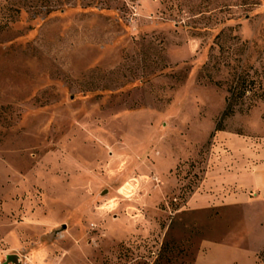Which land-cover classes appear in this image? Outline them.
<instances>
[{"label":"rangeland","instance_id":"obj_1","mask_svg":"<svg viewBox=\"0 0 264 264\" xmlns=\"http://www.w3.org/2000/svg\"><path fill=\"white\" fill-rule=\"evenodd\" d=\"M9 254L264 264V0H0Z\"/></svg>","mask_w":264,"mask_h":264},{"label":"water","instance_id":"obj_2","mask_svg":"<svg viewBox=\"0 0 264 264\" xmlns=\"http://www.w3.org/2000/svg\"><path fill=\"white\" fill-rule=\"evenodd\" d=\"M65 228L66 226L64 225V227L61 230ZM4 264H21V259L19 255L17 256V254H9L6 256V261L4 262Z\"/></svg>","mask_w":264,"mask_h":264},{"label":"trees","instance_id":"obj_3","mask_svg":"<svg viewBox=\"0 0 264 264\" xmlns=\"http://www.w3.org/2000/svg\"><path fill=\"white\" fill-rule=\"evenodd\" d=\"M222 128H219V125H218V127H217V130H221Z\"/></svg>","mask_w":264,"mask_h":264},{"label":"crops","instance_id":"obj_4","mask_svg":"<svg viewBox=\"0 0 264 264\" xmlns=\"http://www.w3.org/2000/svg\"><path fill=\"white\" fill-rule=\"evenodd\" d=\"M249 168V167H248ZM248 196V195H247ZM240 201V200H239Z\"/></svg>","mask_w":264,"mask_h":264}]
</instances>
